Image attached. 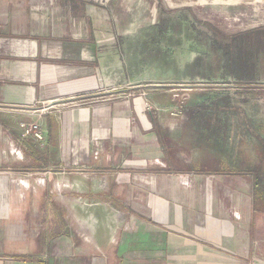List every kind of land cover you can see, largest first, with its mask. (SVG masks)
Here are the masks:
<instances>
[{
    "label": "crops",
    "instance_id": "crops-1",
    "mask_svg": "<svg viewBox=\"0 0 264 264\" xmlns=\"http://www.w3.org/2000/svg\"><path fill=\"white\" fill-rule=\"evenodd\" d=\"M42 3L0 0V172L56 170L61 178L67 173V184L46 177L35 198L9 193L0 200V264H264V214L255 210L252 193L244 197L242 221L220 203L212 204V216L206 217L195 188L189 190L183 177L199 171L168 127L148 104L113 92L124 84L123 65L114 49L98 48L104 40L97 32L109 22L99 19L96 25L87 5L85 34L51 39L44 36L48 6ZM6 33L15 40L8 42ZM39 103L50 110L41 121L43 143L26 136L20 125ZM15 145L22 158L10 153ZM80 170L88 177L107 173L112 186L107 193L93 189L92 178L83 179L88 200L133 199L126 208L130 234L110 221L83 231L74 227L54 193L81 186L75 179ZM225 172L212 173L235 174ZM140 175L146 189L116 190L138 185ZM5 181L0 192L10 191ZM203 214L204 220H196Z\"/></svg>",
    "mask_w": 264,
    "mask_h": 264
},
{
    "label": "rangeland",
    "instance_id": "rangeland-1",
    "mask_svg": "<svg viewBox=\"0 0 264 264\" xmlns=\"http://www.w3.org/2000/svg\"><path fill=\"white\" fill-rule=\"evenodd\" d=\"M42 1L43 7L48 6L43 9L44 36L51 39L85 34L89 15L83 10L87 5L95 13L96 25L99 19H104L102 24L109 22L110 29L97 32L104 40L98 48L114 49L123 65L124 84L113 87V92L123 99L137 98L144 106L148 104L151 108L146 109H151L160 125L168 127L170 138L185 151L184 158L199 171L183 177L189 190L195 188L206 217L212 216L211 205L220 203L231 209L235 221H242L244 197L251 193L255 210L264 214V47L252 46L251 70L243 77L236 74L230 60L238 44L244 42L250 50L249 32L264 25V0ZM105 33L109 34L107 39ZM6 36L8 42L16 38L10 33ZM46 105L33 104L39 108H29L28 117L22 121L41 123L50 112ZM10 153L16 159L23 156L17 145ZM215 171L235 174L222 176L212 173ZM80 173L75 179L83 184L77 191L61 185L54 193L74 227L83 231L92 224L102 226L110 221L130 234L132 215L127 209L133 199L92 202L85 197L83 179L92 178L93 189L107 192L112 188L106 181L109 175L93 171L88 177L86 171ZM60 175L56 170L18 174L4 169L0 176L10 191L0 192V200L9 198V193L17 198L20 194L35 198L45 187L46 177L54 176V180L67 184V173L64 178ZM147 185L140 175L138 185L115 188L131 193L137 186L142 191ZM198 219L204 220V214Z\"/></svg>",
    "mask_w": 264,
    "mask_h": 264
},
{
    "label": "trees",
    "instance_id": "trees-1",
    "mask_svg": "<svg viewBox=\"0 0 264 264\" xmlns=\"http://www.w3.org/2000/svg\"><path fill=\"white\" fill-rule=\"evenodd\" d=\"M249 36L251 38V42H247L249 45V49L245 48V43L238 44L237 52L234 53V57L230 60L232 61L233 68L236 71V74H240L245 76L251 70V62L253 59H249L251 56L249 55L252 52V46L255 44H259L260 47H264V28L253 30L249 32ZM218 173H226L223 171H218Z\"/></svg>",
    "mask_w": 264,
    "mask_h": 264
},
{
    "label": "built area",
    "instance_id": "built-area-1",
    "mask_svg": "<svg viewBox=\"0 0 264 264\" xmlns=\"http://www.w3.org/2000/svg\"><path fill=\"white\" fill-rule=\"evenodd\" d=\"M24 133L26 136L31 137L34 140L42 141L44 138L42 125L39 120L23 121L21 122Z\"/></svg>",
    "mask_w": 264,
    "mask_h": 264
}]
</instances>
